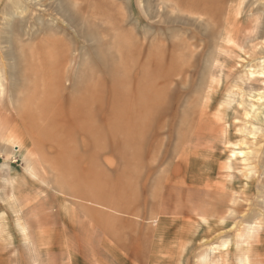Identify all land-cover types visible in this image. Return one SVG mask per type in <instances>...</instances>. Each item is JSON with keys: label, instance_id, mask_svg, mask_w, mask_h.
<instances>
[{"label": "rangeland", "instance_id": "1", "mask_svg": "<svg viewBox=\"0 0 264 264\" xmlns=\"http://www.w3.org/2000/svg\"><path fill=\"white\" fill-rule=\"evenodd\" d=\"M105 1L72 64L38 34L16 90L0 44V264H264L263 169L243 161L264 147V0ZM121 13L123 60L108 43L100 69Z\"/></svg>", "mask_w": 264, "mask_h": 264}, {"label": "bare ground", "instance_id": "2", "mask_svg": "<svg viewBox=\"0 0 264 264\" xmlns=\"http://www.w3.org/2000/svg\"><path fill=\"white\" fill-rule=\"evenodd\" d=\"M13 1H15L14 8L11 5L12 2H10L9 4L3 3V6H2L3 10H4V11H2L3 15L1 17L3 23L0 26L2 27L3 30H5L6 35L4 37H0V44H3V45L5 44L7 46V48H4V49H6L4 52V59L7 63H3L2 68L8 74V77H9L10 83H11L10 88H12L14 90H16V88L18 86H24L26 80H28L29 76L31 75L30 65H32V64L30 63V59H29L28 55H30V57L32 55L34 56L35 52L33 51V49L32 50L30 49L31 48L30 46L32 45L35 37L38 34H44L45 38H46V36H50V35L55 38L56 35H58V34H60V35L64 34L68 38L69 43H67V42L63 43V46L59 49V51H60L59 54H61L62 57L68 61L69 64H72L74 62L73 48L75 47L74 43H75L76 37L79 36L80 33H84L82 31L83 26L86 27L85 28L86 37L87 38H88V36L93 37V31L95 33V30L94 29L89 30V28H92L94 25H96L95 22H98V20H99L100 15L98 14V11H96L94 9L95 7L93 8L95 11L94 12L90 11V14H88L87 9H86L87 6H89V5L93 6L96 3L97 6L99 4L100 8H104L103 10L105 11L109 5V4H107V2L105 0H103V2H100L99 0H21V2H17L16 0H13ZM111 1L113 2L115 9L117 11H118V9L120 10L121 5H123V0H111ZM167 1L169 3H170V1L173 2L174 10L176 8H177V10H179V8H180L178 6L179 0H167ZM21 4H23V6ZM258 6L256 7V9L258 8ZM36 8H43V9L39 12H35L34 10ZM16 9L19 10L20 12L16 13V11H15ZM121 10L124 11V9H121ZM184 10H186L187 12L198 11V10L201 11V8L200 9L189 8V7L184 8V9L180 8V11L182 13H184ZM122 13L120 14V16H118L119 17L118 22L115 24V27H114V28H116L115 30L118 32L120 39L102 42V43H100L102 46L97 45V44L95 45V52H97V56L95 58L93 57L94 58L93 64H95L96 66H99V68L100 67L103 68V70H104V68L108 67V66H106L108 62L113 61V59H115L113 54H111V52L106 53L105 46L108 45V43L111 45V47L115 48V50H116L115 55H116L117 59L120 61L123 60L125 46H124V42H123L124 35H122L123 32H121V25H122L121 22H123ZM205 13H206V10H205ZM108 15H109V10H108V12L105 11V17L104 18H102L101 16L100 17L107 23V21L109 19ZM57 17L65 20L67 22L66 27H68L72 30L70 33L67 32L65 27L60 25V23L58 21L59 19ZM53 23H56V24H54L55 27L52 26ZM172 23H173V20H172ZM99 32H101V33H99L101 36L110 39L111 33H109L110 31L108 32L107 29L101 30ZM216 36H218V35H216ZM51 39H53V38H51ZM53 41H57V39L55 38V40H53ZM183 44H185V43H183ZM187 45H188V43H187ZM52 48H53V45H52ZM176 48H178V47H176ZM250 49H251V47H250ZM50 50H51L50 52H52V49H50ZM183 50L185 51V49H183ZM175 52H176V49H175ZM56 56H57V54H56ZM51 59L52 58H50V60ZM60 59H61V57H60ZM60 64H61V62H60ZM184 65L186 66V64H184ZM176 68H177V66H176ZM0 69H1V67H0ZM48 69L49 68H47L46 70H48ZM106 73H107V71H106ZM62 75H66V74L63 73ZM250 75H252V74H250ZM0 76H1V74H0ZM58 77H60V76H58ZM76 85H77L76 81L74 80L73 74H72V77L70 80V87H69V89L72 93L75 91ZM166 112H167V110H166ZM255 112H254L255 115L261 114V121H262V124H264V113L263 112L257 113V111H255ZM157 118H158V116H157ZM246 124H245V126H246ZM252 135L255 136L254 134H252ZM227 136H228V140H230V137H232L230 134H228ZM263 137H264V135H263ZM242 139H244V138H242ZM251 141H254V140H251ZM255 141H257V140H255ZM261 142L264 143V140H262ZM252 144H254V143H252ZM231 151L232 150H230V152ZM249 151H250V149H249ZM258 151H259V154L262 153V157L252 155V157H250V158H245V159L243 158L244 159L243 161H248L249 166L255 165L254 167L249 169V171H248L249 174H251V173L260 174L261 169H263V171H261V172L264 174V147H263V149H259ZM232 153L234 154V151H232ZM241 153L242 152L239 151L238 152L239 155H237V156H240ZM245 154L246 153H244V155ZM244 155H242V156H244ZM242 156H240V157H242ZM235 161H237V160H235ZM228 166H230V165H228Z\"/></svg>", "mask_w": 264, "mask_h": 264}]
</instances>
